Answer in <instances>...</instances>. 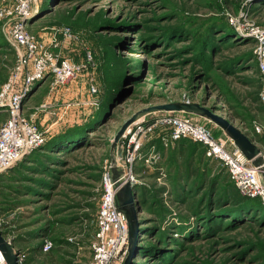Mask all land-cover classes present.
<instances>
[{
    "label": "rangeland",
    "instance_id": "1",
    "mask_svg": "<svg viewBox=\"0 0 264 264\" xmlns=\"http://www.w3.org/2000/svg\"><path fill=\"white\" fill-rule=\"evenodd\" d=\"M16 1L0 0V8L12 9ZM29 5L32 36L44 43L58 41L54 52L76 63L83 62L86 48L94 57L93 76L82 71L60 85L47 76L31 84L24 97L23 113L43 132L44 142L90 128L81 131L82 145L76 149L37 150L38 158L40 153L53 156L40 157V173L23 171L35 178L37 191L24 195V204L11 214L2 212L4 222L16 221L15 233L30 232L34 244L49 235V250L55 249L45 264H85L91 258L101 173L119 162L112 141L134 113L169 102L199 103L249 131L264 154V103L257 99L261 84L255 64L247 63L254 47L249 30L264 28V0H29ZM9 25L8 18L0 21V66L16 58ZM63 27L76 35L69 44L60 42ZM115 64L121 66L108 87L105 79ZM10 71L0 77V86ZM164 112L189 117L228 148L234 145L203 116L151 111L137 119ZM7 117L0 112V125ZM255 125L262 127L260 133ZM155 135L145 138V156ZM201 152L184 138L154 147L156 160L136 162L134 171L140 167V172L134 192L144 209L129 264H264V199L241 194L224 169ZM43 162L50 166L46 173ZM236 194L240 205L234 202ZM146 241L155 242L150 250ZM126 249L127 243L116 264L123 263Z\"/></svg>",
    "mask_w": 264,
    "mask_h": 264
},
{
    "label": "built area",
    "instance_id": "2",
    "mask_svg": "<svg viewBox=\"0 0 264 264\" xmlns=\"http://www.w3.org/2000/svg\"><path fill=\"white\" fill-rule=\"evenodd\" d=\"M29 7V0H17L12 9L0 8V21L8 18L9 37L16 49L14 65L0 86V112L8 114L0 125V177L45 141L37 124L23 113L24 97L31 84L50 76L54 85H60L82 71L93 76L94 57L90 49H85L83 62L79 64L54 52L58 41L53 39L44 43L27 31ZM58 33L62 36L60 42L69 44L76 39L69 27L60 28ZM249 34L254 41L253 56L261 84L258 98L264 103V28H250ZM89 88L93 93L96 91L93 81ZM254 130L260 133L262 127L255 125ZM152 132L156 133L164 146L182 138L202 145L208 158L219 161L225 167L230 181L241 194L263 198L264 161L258 166L253 165L238 148L234 145L228 148L224 139L214 137L189 117L164 112L147 120L137 119L122 134L119 162L102 170L96 229L89 243L91 258L85 264H116L124 254L128 229L124 215L117 209L116 194L128 181L134 195V188L139 183L138 174L134 171L136 162L143 160L150 163L158 158L153 144L150 154L145 156L142 152L145 138ZM4 223L7 222H4L0 211V232L5 228ZM3 237L11 244L17 264H33L28 261L26 250L12 244L10 233ZM68 240L73 241L72 238ZM51 246L52 241L45 238L41 250L46 252ZM0 264H7L1 250Z\"/></svg>",
    "mask_w": 264,
    "mask_h": 264
},
{
    "label": "trees",
    "instance_id": "3",
    "mask_svg": "<svg viewBox=\"0 0 264 264\" xmlns=\"http://www.w3.org/2000/svg\"><path fill=\"white\" fill-rule=\"evenodd\" d=\"M254 43V41H253ZM247 57V56H246ZM253 62L256 66V62H254L253 60V56L250 55V57H248V65L253 66V64H249L250 62ZM15 62V58H13V56H11V61L6 60L5 62L1 61V72H0V77L1 78H5V76H7V72L9 71V69L11 70V68L13 67ZM113 63H115V61H113ZM116 66H121V64L118 65H113L112 71L113 72H108L109 73V77L105 79V85H109L113 80V76H114V72L118 70V68ZM256 73L257 76L258 75V71H257V67H256ZM260 80V78H259ZM108 86V87H109ZM260 89V86H259ZM259 89L257 91V99L259 101L258 98V93H259ZM107 91H109L107 89ZM106 91V92H107ZM260 102V101H259ZM87 127V126H86ZM86 127L84 128H80V129H74V130H69L67 132L66 135L60 134L58 136H55L56 138H54L53 141L49 142H44L40 147L32 150L31 152L27 153L20 161H18L16 164H14L11 168L8 169L7 172H5L1 177H0V211L1 213H6V214H11L12 212H14V210L17 207H20L24 204L25 200L22 199V197L24 195L27 194H31V191H37L34 190L36 188L33 187L32 185V181L35 180L34 177H32V175L30 174H26L23 171H27V172H35V173H40L38 171V169H40L39 167H41L42 164V160L40 159V157H47L50 160L51 158H53V156H51V154H47V153H40L38 156H34L36 155V153L38 154L37 150H46L49 152H53V151H70L71 149H76L77 147H79L80 145H82V136H81V131L85 130L86 132H88V130ZM243 132L253 141V138L250 137V132L242 129ZM87 134V133H86ZM69 135V137L67 136ZM68 138V139H67ZM56 139V140H55ZM154 142H152V144L156 147V149H160L163 148L164 145L162 144L161 140L159 139L158 136H154ZM31 163V164H28ZM48 164H45L43 162V166H46L47 168H43V173H46V171L49 170L50 166H47ZM20 166V170H17L18 167ZM140 168V167H139ZM136 168V173L139 174L140 169ZM228 174V173H227ZM38 179V178H37ZM28 182H31V184H29ZM10 183H13V186L10 185ZM232 183V182H231ZM233 184V183H232ZM136 191L134 192V202H135V209L137 211V222L138 224H140V222L142 221V217L139 216V211L143 210L144 208V203L140 198V195H136L135 196ZM137 194V193H136ZM260 197L257 198H253L255 200L258 201ZM234 202H238V204L240 205L242 198L234 195L233 196ZM254 200V201H255ZM247 201H252V200H248ZM252 203V202H250ZM255 203V202H253ZM5 228L3 230H1V234L5 235L6 233H10L11 234V241L12 244L19 249H23L27 251V257H28V261L33 263V264H45L46 262H51L52 260V255L54 252V248L43 252L41 250V245L44 241L45 238H49L51 240V238L49 237V235L44 236L39 242H35L32 243L30 240L31 238H28V235L30 234V232H24V233H15L19 227L16 226V221H13V223H4ZM141 226L138 225V231L136 234V240H140L139 238V233L141 232ZM49 234V233H48ZM139 238V239H138ZM71 242V241H70ZM69 242V243H70ZM149 245L148 250H150V245H154L155 242L153 243V241L148 242L146 241ZM156 242H159L158 240ZM134 251V250H133ZM133 251H132V255H133ZM145 251V249H144ZM66 263H69V261H66Z\"/></svg>",
    "mask_w": 264,
    "mask_h": 264
},
{
    "label": "water",
    "instance_id": "4",
    "mask_svg": "<svg viewBox=\"0 0 264 264\" xmlns=\"http://www.w3.org/2000/svg\"><path fill=\"white\" fill-rule=\"evenodd\" d=\"M151 111H184L187 113L199 115L208 118L210 121L219 126L232 140L234 146L238 148L243 155L251 161L255 166L263 163V155L261 149L240 129H238L228 119L214 113L208 108L195 102H169L164 104H158L150 106L141 111L134 113L131 117L125 120L120 128L117 130L112 141V147L117 150V154L121 155V142L122 134L125 129L134 122L140 114L148 113ZM263 182V199H264V176H262ZM117 209L121 212L127 223L128 235H127V249L124 261L122 264H129L133 251V243L135 242V236L138 231L137 211L135 209V202L133 194L131 192L130 183L125 182L116 194ZM0 250L7 264H17L16 254L12 252L11 244L5 240L0 232Z\"/></svg>",
    "mask_w": 264,
    "mask_h": 264
},
{
    "label": "crops",
    "instance_id": "5",
    "mask_svg": "<svg viewBox=\"0 0 264 264\" xmlns=\"http://www.w3.org/2000/svg\"><path fill=\"white\" fill-rule=\"evenodd\" d=\"M183 139H184V138H182V139H180V140H177V141L171 143L170 146L173 145L174 143H177L178 141H179V142H180V141H183ZM194 143H195V144L198 146V148H200V150L202 151V152H201L202 157H204L205 160H206V159H209V160H211L212 162L217 163V165H219V167H220L221 169H224L225 174H226L227 177H228V174H227V171H226L225 167H224L219 161L214 160V159H212V158H208V157L206 156V154H205V149H204V147H203L202 145H199V144L196 143V142H194ZM181 152H182V153H185V152H184V149H181ZM189 161H191V158H190V159H187V162H189ZM228 179H229V177H228Z\"/></svg>",
    "mask_w": 264,
    "mask_h": 264
},
{
    "label": "bare ground",
    "instance_id": "6",
    "mask_svg": "<svg viewBox=\"0 0 264 264\" xmlns=\"http://www.w3.org/2000/svg\"><path fill=\"white\" fill-rule=\"evenodd\" d=\"M134 196V195H133Z\"/></svg>",
    "mask_w": 264,
    "mask_h": 264
}]
</instances>
